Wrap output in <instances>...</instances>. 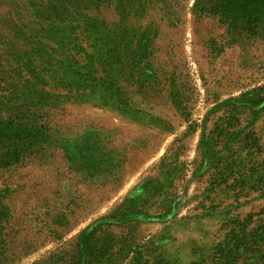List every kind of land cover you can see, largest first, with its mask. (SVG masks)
I'll return each instance as SVG.
<instances>
[{
	"label": "rangeland",
	"instance_id": "1",
	"mask_svg": "<svg viewBox=\"0 0 264 264\" xmlns=\"http://www.w3.org/2000/svg\"><path fill=\"white\" fill-rule=\"evenodd\" d=\"M239 24L0 0V264H53L100 221L140 264H264V21Z\"/></svg>",
	"mask_w": 264,
	"mask_h": 264
},
{
	"label": "trees",
	"instance_id": "2",
	"mask_svg": "<svg viewBox=\"0 0 264 264\" xmlns=\"http://www.w3.org/2000/svg\"><path fill=\"white\" fill-rule=\"evenodd\" d=\"M194 11L201 16H219L231 21L233 25L240 23L239 26L247 33L255 34L259 25L264 21V0H194ZM24 133L22 128L14 130L16 138H20ZM12 157V154L4 157L5 164L15 162L16 160ZM157 186L162 187V184L150 181L146 189L149 191ZM135 203L136 198L126 200L111 218L130 211L136 212L138 207ZM112 225L113 223L107 221L97 222L88 233L82 236L72 250L66 251L53 264H140L142 261L150 262V258H145L144 255H134L131 250L123 247L118 241V236L110 234L109 228Z\"/></svg>",
	"mask_w": 264,
	"mask_h": 264
}]
</instances>
